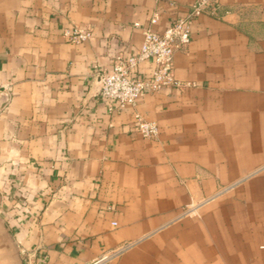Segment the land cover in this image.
<instances>
[{
	"label": "crops",
	"instance_id": "crops-1",
	"mask_svg": "<svg viewBox=\"0 0 264 264\" xmlns=\"http://www.w3.org/2000/svg\"><path fill=\"white\" fill-rule=\"evenodd\" d=\"M193 1L0 0V264H85L125 243L104 264H264V0L193 22L182 85L136 106L157 136L99 95L97 70L142 41L133 23Z\"/></svg>",
	"mask_w": 264,
	"mask_h": 264
},
{
	"label": "built area",
	"instance_id": "built-area-1",
	"mask_svg": "<svg viewBox=\"0 0 264 264\" xmlns=\"http://www.w3.org/2000/svg\"><path fill=\"white\" fill-rule=\"evenodd\" d=\"M169 6L172 14L165 24H161L157 10L149 15L146 22H134L133 26L142 30L141 43L132 51L117 54L108 72H96L99 95L107 104L109 112L131 110L132 120L127 124V130L142 138L157 136L159 127L156 121L145 119L136 110L139 98L147 93L182 85L173 75L174 54L191 41L193 22L202 14H216L219 2L195 0L187 5L169 2ZM66 35L72 41L83 42L90 37L91 32L88 28L75 27L67 30ZM147 63H152L151 68L142 70L141 67ZM206 201L189 204L184 213H196L197 208ZM107 208L112 209L113 205ZM128 246L130 244L125 243L85 264H104ZM21 253H26V250L21 249Z\"/></svg>",
	"mask_w": 264,
	"mask_h": 264
},
{
	"label": "rangeland",
	"instance_id": "rangeland-1",
	"mask_svg": "<svg viewBox=\"0 0 264 264\" xmlns=\"http://www.w3.org/2000/svg\"><path fill=\"white\" fill-rule=\"evenodd\" d=\"M194 1H195V0H194ZM194 1H193V2H194ZM190 3H192V2H190Z\"/></svg>",
	"mask_w": 264,
	"mask_h": 264
}]
</instances>
